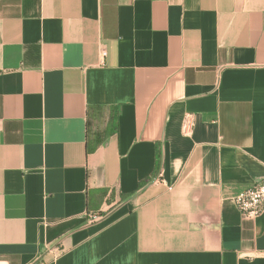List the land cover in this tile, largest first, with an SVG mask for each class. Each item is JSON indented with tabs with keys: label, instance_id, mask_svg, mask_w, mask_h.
<instances>
[{
	"label": "crops",
	"instance_id": "crops-1",
	"mask_svg": "<svg viewBox=\"0 0 264 264\" xmlns=\"http://www.w3.org/2000/svg\"><path fill=\"white\" fill-rule=\"evenodd\" d=\"M255 182L264 0H0V264H264Z\"/></svg>",
	"mask_w": 264,
	"mask_h": 264
},
{
	"label": "built area",
	"instance_id": "built-area-1",
	"mask_svg": "<svg viewBox=\"0 0 264 264\" xmlns=\"http://www.w3.org/2000/svg\"><path fill=\"white\" fill-rule=\"evenodd\" d=\"M105 54L102 53V56ZM192 119L190 115L184 118L182 132L189 135L192 130ZM161 177V172L157 174V180ZM234 203L245 219H255L264 213V183L255 182L251 187L239 193ZM92 221L98 220L96 215L91 216Z\"/></svg>",
	"mask_w": 264,
	"mask_h": 264
}]
</instances>
